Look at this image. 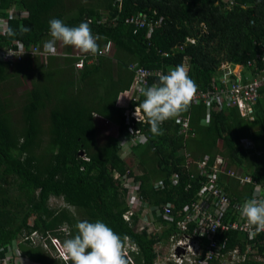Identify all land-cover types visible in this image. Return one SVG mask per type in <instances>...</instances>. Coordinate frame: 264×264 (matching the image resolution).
Segmentation results:
<instances>
[{
    "label": "trees",
    "instance_id": "1",
    "mask_svg": "<svg viewBox=\"0 0 264 264\" xmlns=\"http://www.w3.org/2000/svg\"><path fill=\"white\" fill-rule=\"evenodd\" d=\"M137 17L145 23L136 24ZM52 18L70 27L90 20L103 54L74 52L57 42L61 50L47 59L43 42L50 39ZM0 19L8 23L5 34L0 30V50L22 44L26 52L20 61L0 60V264H15L16 255L35 264H73L25 237L38 232L47 239L67 227L69 239L78 221L98 219L128 237V264H155L157 255L163 256L159 245L172 246L183 232L178 223L185 209L203 197L211 170L202 172L197 163L205 156L209 166L221 157L227 168L253 180L240 184L219 174L233 204L264 197V92L250 116L237 107L191 104L162 124L163 135H153L146 118L136 126L145 140L126 156L118 136L99 138L95 118L125 133L127 109L144 97L127 106L117 99L131 89L140 68L167 74L183 64L200 90L211 88L222 62L241 66L242 76L257 74L264 69V0H0ZM9 28L15 36L7 34ZM79 60L82 68L75 66ZM158 78L150 77L147 86ZM179 118L188 120L187 131L182 132ZM248 139L254 147H245ZM132 187L146 207L142 216L134 210L127 221ZM53 197L64 205L52 206ZM150 207L159 210L149 213ZM144 218L155 232L140 229ZM195 226L191 222L189 232ZM218 237L226 242L223 254L239 250L233 264H264V232L251 237L230 230ZM220 257L210 264H219Z\"/></svg>",
    "mask_w": 264,
    "mask_h": 264
},
{
    "label": "built area",
    "instance_id": "2",
    "mask_svg": "<svg viewBox=\"0 0 264 264\" xmlns=\"http://www.w3.org/2000/svg\"><path fill=\"white\" fill-rule=\"evenodd\" d=\"M133 19L136 24L142 25L145 23V21L139 17ZM7 25V19H0V30L3 34L6 32ZM149 25L151 27L149 33H151L153 24L150 23ZM191 42L194 41L191 40ZM17 45L19 46L18 49L8 47L2 48L0 50V60L8 62L20 61L26 52L22 44ZM9 53L13 55H9ZM36 53V48L31 49V54ZM46 56L47 55H45V57ZM231 65L232 64L228 62H222L218 68L219 73L217 77L213 79L211 88L209 90L198 89L197 95L192 104L196 105L202 103L208 109L213 104H216L218 107H221V105L237 107L242 116H250L252 113V106L260 97H262L264 92V69H261L255 75L248 74L242 76L241 66ZM75 66L77 68H82V60L77 61ZM161 74L160 71L145 70L142 68L137 69L131 89L125 92V101L123 105L127 106L129 101L138 102L141 95L138 91V86L141 85V82L147 86L150 77H159ZM137 106L138 105H135L127 109L125 133L122 135H119L118 133L117 135L121 143L126 142L123 145L121 144L123 147L131 148L133 145L145 140L144 134L136 126L138 123L144 124L146 122V117L143 116L142 113L138 119L135 117L134 113ZM178 121L181 124L182 132L187 131L188 120L186 118H179ZM205 121L207 120H204V122ZM136 130H138V133L133 135ZM245 147H254L252 140H246ZM208 162L209 157L205 156L203 161L197 163L202 172L205 170L206 173L208 170H211V173L207 176L206 183L201 189L203 197L196 203H193L191 208L187 207L185 209V218L178 223V227L183 232L178 238L173 239L174 242L172 246L175 248H173V252L169 257L170 260L167 259V262L172 261L173 264H210L214 257L219 258L222 255L219 259V264H233V261L238 258L239 250L235 249L228 254H223L226 242H220L218 236L227 234L230 230H238L251 237L256 235H252L255 226L250 225L246 218L241 215V206L244 202L233 204L232 199L227 196L224 188L220 185L218 176L220 173H225L228 176L239 180L240 184H249L253 182V180L250 177H242L239 173L227 168V162L221 157H217L212 166H209ZM210 167L211 169H209ZM120 180L124 183L133 182L132 179L126 180L122 177H120ZM256 192L261 196L263 191L260 186H256ZM209 199H212L210 204L208 203ZM128 202L130 211L124 215V218L127 221H130L133 211L138 210V208H144L146 205L142 206L139 203L134 187H132L129 193ZM163 208L165 213L169 214L168 207ZM153 210H159V208L150 207L147 209L149 213H152ZM230 212L234 213L237 217L236 220L231 219ZM146 221H148V219L144 218L143 223ZM189 221L196 224L192 232H189V224L191 223ZM148 225H152L150 221H148ZM69 234L70 230L67 227H62L50 232L47 235V239L38 232H33L30 236L24 235V237L26 236L25 239H29L34 244L38 243L44 248L52 249L53 252L55 251L56 257L61 260L69 261L70 258L65 254L62 248L63 241ZM204 240L207 241L205 245L202 243ZM13 245L15 247L17 243L15 242ZM13 245L12 249H14ZM204 246L206 250L203 249ZM126 248L136 250L135 246L129 244L126 245ZM250 250L251 248L248 246L245 254L250 252ZM201 253H203V256H200ZM125 254H127V252H125ZM243 258H245V255ZM19 259L21 261L23 260L20 256ZM9 260L10 259H7V262Z\"/></svg>",
    "mask_w": 264,
    "mask_h": 264
},
{
    "label": "clouds",
    "instance_id": "3",
    "mask_svg": "<svg viewBox=\"0 0 264 264\" xmlns=\"http://www.w3.org/2000/svg\"><path fill=\"white\" fill-rule=\"evenodd\" d=\"M48 24L50 39L43 42L45 55H57V42L65 46H73L82 54H103L98 43L101 37L92 32L90 20L70 27L61 19L52 18ZM22 31L26 33L29 29L25 27ZM7 34L15 36L16 32L9 28ZM9 55L13 54L9 53ZM138 91L144 100L136 107L135 117L138 119L142 113L147 118L150 132L153 135H163L162 124L165 121L177 118L190 109L197 95L198 85L188 75L187 68L180 64L167 74L159 75L158 82L151 86H146L141 82ZM122 103L119 102L120 105H123ZM137 133L138 130L133 135ZM241 215L250 225L255 226L252 235L264 231V200L246 199L241 206ZM75 227L76 234L68 239L69 234L62 244L65 254L73 261V264H128L124 252L127 236L121 237L99 219L95 222L81 220ZM52 253L54 254L53 251ZM20 258L26 260L24 257L20 256Z\"/></svg>",
    "mask_w": 264,
    "mask_h": 264
},
{
    "label": "rangeland",
    "instance_id": "4",
    "mask_svg": "<svg viewBox=\"0 0 264 264\" xmlns=\"http://www.w3.org/2000/svg\"><path fill=\"white\" fill-rule=\"evenodd\" d=\"M59 44H60V42H59ZM60 50L61 49H60V47L57 44V54H58V51H60ZM73 50H74V52H78V49H76V48H74ZM46 58L48 59L49 56H46ZM231 66H234V65H231ZM25 87H26V85L22 86V88H20L17 92H19V91L21 92ZM122 104H124V102ZM96 126H97V129H98L99 138L102 139V140H105V138H107L109 136L117 135V132H118L117 126H115V125H113V124H111V123H109V122H107V121H105V120H103L101 118L100 119H97L96 118ZM129 151H130V148L129 147H123L121 154H123L124 156H126ZM115 176L118 177V178H120V176L118 174H115ZM261 200H264V198H262ZM50 204L52 206H54V207H58V206H63L64 205L62 199L54 198V197L51 198ZM137 207H139V206H137ZM137 211H138V214L141 215V216L144 213V210H141V208H138ZM142 224L143 225L140 226V229H146V230L148 229V230H150L151 233L154 231V229H151L149 227L148 221H146L145 223H142ZM155 227H158V226H155ZM173 248H175V247L174 246H171L170 244H168V242L161 243L159 245L158 250L161 252V254L163 256H162V258H158V255H157V259L156 260H158V261L155 264H162V263L167 264L168 263L167 262V259L170 260L169 257L171 255V253L173 252ZM54 255H55V251H54ZM7 256H9L8 259H10V260L12 259L11 252L8 253ZM58 259H60V258H58ZM164 259H166V260H164ZM15 260H16V263L15 264H18L17 262H20L21 264H33L30 261H28V260H22L21 261L17 255H16Z\"/></svg>",
    "mask_w": 264,
    "mask_h": 264
},
{
    "label": "crops",
    "instance_id": "5",
    "mask_svg": "<svg viewBox=\"0 0 264 264\" xmlns=\"http://www.w3.org/2000/svg\"><path fill=\"white\" fill-rule=\"evenodd\" d=\"M122 97V98H121ZM120 100H119V102L120 103H122V102H124L125 101V95H121L120 97ZM95 118H97V119H100V117L99 116H96ZM111 137H116V135H114V136H111ZM264 198V197H263Z\"/></svg>",
    "mask_w": 264,
    "mask_h": 264
}]
</instances>
